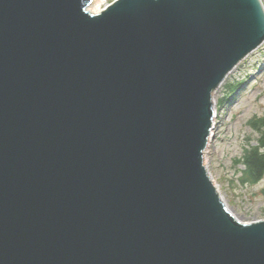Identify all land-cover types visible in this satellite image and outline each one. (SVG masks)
<instances>
[{
    "label": "water",
    "instance_id": "water-1",
    "mask_svg": "<svg viewBox=\"0 0 264 264\" xmlns=\"http://www.w3.org/2000/svg\"><path fill=\"white\" fill-rule=\"evenodd\" d=\"M0 0V264H264L205 164L261 0Z\"/></svg>",
    "mask_w": 264,
    "mask_h": 264
},
{
    "label": "rangeland",
    "instance_id": "rangeland-1",
    "mask_svg": "<svg viewBox=\"0 0 264 264\" xmlns=\"http://www.w3.org/2000/svg\"><path fill=\"white\" fill-rule=\"evenodd\" d=\"M112 0H100L98 9ZM264 5V0H262ZM217 118L205 164L228 209L241 222L264 219V176L243 184L241 155L259 133L248 121L264 112V43L234 68L214 93Z\"/></svg>",
    "mask_w": 264,
    "mask_h": 264
},
{
    "label": "trees",
    "instance_id": "trees-1",
    "mask_svg": "<svg viewBox=\"0 0 264 264\" xmlns=\"http://www.w3.org/2000/svg\"><path fill=\"white\" fill-rule=\"evenodd\" d=\"M251 130L259 133L255 144H250L243 149L241 155V182L255 184L264 176V112L260 117H253L248 121Z\"/></svg>",
    "mask_w": 264,
    "mask_h": 264
},
{
    "label": "bare ground",
    "instance_id": "bare-ground-1",
    "mask_svg": "<svg viewBox=\"0 0 264 264\" xmlns=\"http://www.w3.org/2000/svg\"><path fill=\"white\" fill-rule=\"evenodd\" d=\"M99 2H100V0H92L91 4L88 6L89 11L92 12V13H96V12L98 11V8H99V7H98V3H99ZM262 44H263V43H262ZM262 44H261V45H262ZM261 45H260V46H261ZM260 46H259V47H260ZM259 47H258V48H259ZM256 49H257V48H256ZM256 49H255V50H256ZM255 50H253V51H255ZM253 51H252V52H253ZM252 52H250V53H252ZM250 53H248L244 58H246ZM244 58H243V59H244Z\"/></svg>",
    "mask_w": 264,
    "mask_h": 264
}]
</instances>
